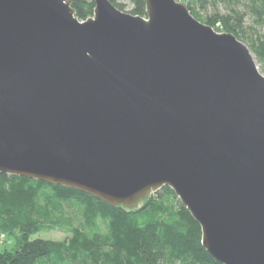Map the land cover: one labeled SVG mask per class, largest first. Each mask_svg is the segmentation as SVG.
Segmentation results:
<instances>
[{
	"label": "water",
	"instance_id": "1",
	"mask_svg": "<svg viewBox=\"0 0 264 264\" xmlns=\"http://www.w3.org/2000/svg\"><path fill=\"white\" fill-rule=\"evenodd\" d=\"M145 9L0 0V172L126 208L168 185L216 260L264 264V73L187 1Z\"/></svg>",
	"mask_w": 264,
	"mask_h": 264
},
{
	"label": "trees",
	"instance_id": "2",
	"mask_svg": "<svg viewBox=\"0 0 264 264\" xmlns=\"http://www.w3.org/2000/svg\"><path fill=\"white\" fill-rule=\"evenodd\" d=\"M112 1L125 10L121 0ZM129 1V12L146 15V0ZM185 1L195 17L245 42L264 71V0ZM74 7L81 20L95 13V2ZM55 229L67 237L35 236ZM0 232L15 241L0 248V264H223L206 250L200 223L168 185L126 208L76 188L0 172Z\"/></svg>",
	"mask_w": 264,
	"mask_h": 264
},
{
	"label": "rangeland",
	"instance_id": "3",
	"mask_svg": "<svg viewBox=\"0 0 264 264\" xmlns=\"http://www.w3.org/2000/svg\"><path fill=\"white\" fill-rule=\"evenodd\" d=\"M121 1L125 4V10H127L129 12L133 6L132 1L131 2L129 0H121ZM198 17H201V15L198 14ZM253 56H254V59H256L258 68L262 72V69H261L262 64L259 61V58H257L254 53H253ZM262 73H264V71ZM67 235H68V233L65 232L64 230L55 229V230H51V231H45V232L40 233V234H36L35 236H40L43 238L47 237V238L56 240V239H64L67 237ZM14 244H15V241L13 238L6 236L3 232L2 233L0 232V248H3V247L11 248L14 246Z\"/></svg>",
	"mask_w": 264,
	"mask_h": 264
}]
</instances>
